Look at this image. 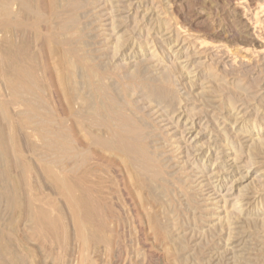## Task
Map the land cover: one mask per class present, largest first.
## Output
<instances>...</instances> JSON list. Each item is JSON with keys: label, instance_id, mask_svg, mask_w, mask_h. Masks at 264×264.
Here are the masks:
<instances>
[{"label": "bare ground", "instance_id": "1", "mask_svg": "<svg viewBox=\"0 0 264 264\" xmlns=\"http://www.w3.org/2000/svg\"><path fill=\"white\" fill-rule=\"evenodd\" d=\"M131 1L134 0H0V264L35 262L33 248L37 243L46 262L52 256L55 259V250L59 252L68 247L75 258L78 256V264H94L91 251L101 245L117 255L122 232L119 227L126 220L123 218L126 214L142 215L156 236L184 251L181 239L185 234L175 229L176 219L171 214L175 211L174 184L182 185L185 199L179 200L186 201L187 210L194 213L207 211V199L213 194L225 201L226 209L217 219L216 227L220 225L227 232V241L245 234L240 226L243 223L261 220L260 228H264V214L259 219V213L253 212L254 207H245L257 198L264 206V175L255 179L257 185L252 189L244 187L234 191L236 183L250 177L251 167L258 163L255 156L242 162L243 143L239 142L240 147L236 149L233 143L236 139L230 140L226 136L228 131L224 130L220 134L223 140H214L213 145L219 150L217 153L224 154V149L231 152L224 162H214L215 167L207 171V141L200 142V132L204 129L195 133V115L183 117L177 92L182 80H187L185 84L190 89L196 83L193 71L187 70L188 63H177L175 70L180 71L179 76L170 74L159 63H150L154 54L148 52V47L143 48L149 42L144 39L139 41V51L147 57L120 75L127 81L126 87L120 86L117 76L106 71L103 63L93 64L94 49L88 48L94 44L90 45L89 31L94 21L100 24L97 27H102L96 28L99 34H105L104 48L113 47V56L124 41L120 36L109 46L113 34L109 31L123 28L131 19L129 12L134 6L142 8L141 12L135 11L136 23L132 25L136 38L141 39L145 32L139 16L141 20L149 17L155 20V27L160 23L157 6L147 7L144 0ZM160 30L156 33L162 40ZM129 37L134 39V34ZM172 45L169 47L172 52H183V46L178 48L180 42ZM214 75L210 73L209 78L214 79ZM205 79L198 92L201 112L205 115L207 107L215 105L222 110L227 105L231 115L236 116L239 109L232 98L225 102L218 98L214 89L209 88L211 85L207 87ZM236 86L243 91L247 88ZM164 121L171 127L169 123L161 125ZM172 128L175 133L170 132ZM233 134L239 137L236 132ZM249 141L252 149L253 146L264 149V139L260 136L250 137ZM228 179L231 183L226 186ZM231 193L235 196L229 201L226 197ZM131 198L137 202L135 212L125 203V199ZM204 236H207L206 230L202 231ZM239 238L244 243V237ZM31 241H37L33 248L28 245ZM240 242L229 249L224 246L218 252L219 257L230 255V264H263L264 258L244 254V244L237 249ZM262 249L264 244L259 252Z\"/></svg>", "mask_w": 264, "mask_h": 264}, {"label": "rangeland", "instance_id": "2", "mask_svg": "<svg viewBox=\"0 0 264 264\" xmlns=\"http://www.w3.org/2000/svg\"><path fill=\"white\" fill-rule=\"evenodd\" d=\"M131 2L135 3V0ZM144 4L147 7H150L152 5L158 7L157 11L159 14L160 23L157 26L158 28L160 27L159 30L160 29L162 30L160 35H162L161 39L163 41L160 40V38H158V34L156 33L159 30L157 26L155 27V24L153 23L155 22V20H150L149 19L150 17L147 19L148 20L147 21L145 19L141 20L140 19L141 17L139 16L138 19L140 20L141 26L143 25L142 27L144 28L145 32L142 33L143 36L141 39L136 38L138 36L134 32V28H133V26L136 23L135 22L136 18H134V16L136 15L135 13L137 11L141 12L142 8H137L136 6H134L129 12L130 13L129 16L131 17V19L130 18L128 19V22L124 24L125 26L120 29L118 28L117 29L119 30L118 32L117 30L113 32L109 31L110 34L113 33L112 37L109 39V42H108L109 46L112 45L113 42L115 43L117 38H119L120 36H122L121 38L124 41L123 42L124 44L121 47H119V50L117 49L118 51H116V53L114 54L115 57L112 55L113 47H110L109 49L104 48L107 42L103 40L105 34L103 33L99 34L100 33L99 30L102 29V27H99L100 24H98L96 21L91 23L92 25L90 24L91 26L89 27L90 37H91L90 45L94 43L93 44L94 46L93 45L89 46L88 49L90 50L94 49L96 51V52L94 50L92 51L93 57H95V62L93 64L103 63L106 66L105 67L106 71L109 70V73H111L113 76L114 75L117 76L118 80L120 81V86L122 88L126 87L127 81H125L124 79H121L123 74L126 72L127 69L133 68L132 64L139 61L141 58L147 57L145 52L142 53L139 51L140 50L139 41H142L144 39H145L144 40L145 42H148V41L149 42L147 43L148 46H143V48L145 49V47H148L149 48L148 52L150 53V51H152V53L154 54V58L150 61V63H153V62L159 63L160 66L163 67L166 71L168 70L170 74L173 72L176 76H179L180 71L178 69L175 70L176 68L175 66H177V63L178 64L188 63L189 67L187 68V70L193 71L194 74L193 73L192 74L193 76L195 75L194 78H195L196 83L194 84L192 89H190L188 84H185L187 80H184V81L182 80V83H180V85H177L178 86L177 92L180 94V95L178 94L180 96L179 98H181L180 101H182L180 103H181V111L184 112L183 117L185 116V114L195 115L196 124H197L195 133H197L200 129H204V131L200 130L202 131L200 133H201L202 140H203V141L201 140L200 142H204L205 140L207 141V171L210 170V168L215 167L214 162L216 164L222 163V161L224 162V159L226 160L228 157L227 153L231 152L228 149H224L225 155L223 153L222 154L217 153L219 152V150H217L215 145H213L216 140L219 142L223 140L221 135L223 134L224 130L228 131L226 136L227 137L229 136L228 138L230 140L232 138H234V140L236 139L233 142L236 149H239L240 147L239 144L241 142L243 143L242 149L240 147V150H241L240 155H241L242 162L247 161V158L249 156H252V157L255 156L254 158H257L256 160L258 161L257 164L251 167V173H250L251 176L236 183L237 187H236V190L234 191L236 193V191H238L239 188L241 189L244 187L245 188L250 187L252 189L253 186L257 185L255 179L261 178V176L264 175V149H257L254 146H253L254 149H252L250 146L251 143L249 141L250 137L253 138L257 136H260L262 139H264V0H144ZM97 25L99 26L97 27ZM96 28H98L99 30ZM95 34L98 37H96ZM133 34H134V39L133 38L131 39V37H129L130 39H128V35L132 36ZM135 39L137 40L135 41ZM202 40H203V43H202ZM175 41L180 42V45L178 46V48L184 47L182 50L183 52H180V53L172 52V50L169 49L170 46L173 47L172 43L174 45L175 43H177ZM186 53L189 54V58H185L187 55ZM107 55L109 56V58ZM112 57L114 58L111 59ZM107 59L108 60L110 59L109 63L111 64L106 63L108 61ZM179 61H182V62H179ZM166 67L168 69H166ZM210 73L213 75L215 74L214 79L209 78ZM116 76L114 77L116 78ZM205 78H207V83H206L207 87L211 85V87L209 88L214 89L215 91L214 95L220 96L218 98H222L224 102L232 98L231 100L233 101V103L235 102L234 104L239 109L238 113L241 112L239 113V115H237L238 113L236 114V116H238L237 118H235L236 117L235 115L233 116L231 115L232 113L230 111V106L228 107L227 105L226 107L223 106L222 110H220L221 108H217V107L216 109L215 105H214V108L207 107V112H206L207 114L205 115L204 113L201 112L202 102L200 100L198 92H200V89L202 86V84L200 83H203L204 81H206ZM237 84L241 85L243 89L247 87L245 88L247 91L238 90L236 86ZM143 103L144 102H142L141 104L143 105ZM144 105L147 107L146 103H144ZM235 121L237 123H235ZM163 123H161V125H165L166 123H169V122L164 121ZM168 126L171 127L170 123L168 124ZM170 132L175 133L174 128H172ZM233 132L234 133L236 132V134H238L240 138L235 137ZM210 147H211V150L209 151ZM249 148H251L250 152L248 151ZM217 156L218 157L221 156L222 159H217ZM230 181L231 179H228L226 186H229V184L231 183ZM181 186H182L181 184L172 185V189L175 190V191L172 190L173 191V203H175V204L173 203L172 204H173V208L175 207L174 209L175 211L171 213L173 215L171 216L176 219L175 229L178 230V232L182 231V234L187 235V236L184 235L183 239H181L186 248L184 251L179 250L178 247L176 249V245L174 243L171 244L169 240L163 239L161 236H156L153 233V231H151L152 229L149 228L146 218L142 219L143 217L142 215L126 214L125 216H123L124 220L126 217V220L121 225L122 229L121 227H119V231H122L119 234L120 235L119 240L121 243H119L120 245L117 248L119 249V252H118L119 255L117 254L118 255L117 256L113 250H105L106 248H104V246L101 245L98 248L96 247L95 250L91 251L93 252L91 254V257L94 261V264H107V263L108 264H122L124 261H125L124 264H129V263L130 264H165V263L166 264H169V263L170 264H190V263L191 264H198V263L199 264H230L231 262V259L229 257L230 255L228 256V258L225 256L224 258H220L218 255L219 254L218 252L219 250L224 249L225 248L224 246H227V248L229 249L233 245L238 244V242H240L239 237L241 236L244 237L242 238L244 240V243L240 242L241 243L240 247H238L237 249L243 248L242 244H244L245 245L244 254H249V255L251 254V256H254V257L258 256L257 257L258 259L264 258L262 257L264 256V252H263L264 249H262L263 253L259 252V250L264 244V231H263L264 228H260V226L262 225L261 220L255 223L241 224L240 226L242 227V230L245 231V234H244L245 236L240 234L238 236V239L237 237H234L235 238L234 241H227V238H228V235H226L227 232L225 233L224 229L221 230L220 225L219 226L217 225L216 227V222L218 221L217 219H219V217L223 215L224 213L223 211H225L226 209V208L224 209L225 204H223L225 201L221 199L219 196H217L216 194H213L210 200L207 199V211L203 210L202 212V210H199V211H196V213H194L191 210H187L186 201L183 202L179 200V199L181 200L185 199V197L182 198L183 194H182ZM47 187H43V188L47 189ZM178 188L181 189V191ZM222 193L225 194V191L221 192V194ZM231 194H228V197H226L228 198L227 200L230 199L229 201H232L235 196L234 194L232 195ZM176 199L179 200V202ZM258 200L259 199L257 198V201L256 200L255 202L252 201L251 203L252 205H247V206L245 205V207L247 208L254 207L253 212L259 213L258 218L261 219V217H263V214H264V206H262L260 200L259 201ZM125 201H126L125 203H127V207L129 208V210L134 211L137 205L135 198L134 200L133 198H131L130 200L125 199ZM229 204L230 203L228 202L227 209L230 210L232 208H231V205ZM132 216H135V217H132ZM251 225L253 226L250 227ZM179 227H182V228H179ZM203 230L207 231V236L202 237ZM208 230H210V232ZM253 232L255 234H258V236L255 235ZM20 235L21 237L23 236L22 234ZM184 238L185 239L187 238V239L185 240ZM198 238L199 239L202 238V239L199 240ZM246 238L248 240V243L246 241ZM162 239H163V242H162ZM236 240H239V241L237 242ZM31 242H29L28 244L30 248H33L36 245L33 248V250H35L34 260L35 259L36 260L35 262L33 260L32 261L30 260V263L28 262L29 264H42V263L43 264H49V263L50 264H70V263L78 264V256L76 255V258L74 257L75 253L73 255L70 247H68L70 249L67 248L59 252L58 250H55V252H53L55 259L53 258V256H52V259L51 257L49 258L52 261L51 263L49 259L47 260V262L46 260H44L45 258L44 253L41 250L40 251L38 250L40 248L39 246L37 247L38 245L37 241L32 242V243ZM232 242L234 243L232 244ZM30 243L32 245H30ZM33 243L34 244L37 243V244L33 246ZM204 243H206V245L203 249ZM225 243L226 245H224ZM116 247L117 246L114 245L115 251L117 250ZM168 248H170V251ZM172 248L174 249L173 252H172ZM67 250H70V252H68ZM36 251L37 253H35ZM106 251H107V254H106ZM160 253H161V256H160ZM173 253L175 254L173 255ZM36 254H37V257H36ZM69 255H72L71 256L72 258L69 257ZM67 259L68 260L72 259V260L71 262H69L67 261ZM261 262H263L264 264V260Z\"/></svg>", "mask_w": 264, "mask_h": 264}]
</instances>
